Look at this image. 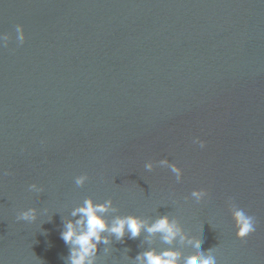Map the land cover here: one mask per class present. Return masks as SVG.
Returning a JSON list of instances; mask_svg holds the SVG:
<instances>
[{
  "label": "water",
  "instance_id": "obj_1",
  "mask_svg": "<svg viewBox=\"0 0 264 264\" xmlns=\"http://www.w3.org/2000/svg\"><path fill=\"white\" fill-rule=\"evenodd\" d=\"M0 32V264H68L61 232L89 196L112 198L109 223L169 214L218 264H264V0H0ZM233 207L257 221L244 241ZM149 248L196 251L126 233L95 264Z\"/></svg>",
  "mask_w": 264,
  "mask_h": 264
},
{
  "label": "clouds",
  "instance_id": "obj_2",
  "mask_svg": "<svg viewBox=\"0 0 264 264\" xmlns=\"http://www.w3.org/2000/svg\"><path fill=\"white\" fill-rule=\"evenodd\" d=\"M14 31L16 41L22 44L26 39L24 25L16 24ZM11 38V33L0 32V45H7ZM193 143L199 144L201 148L206 145V141L199 137L194 138ZM160 163L168 164V161L165 159ZM145 167L151 170L152 164L147 163ZM169 167L171 172L175 174L176 181H181L184 174L183 168L175 162L171 163ZM87 180V173H82L76 176L75 184L82 186ZM28 188L29 190H35L37 193L43 191L42 186H38L37 183L29 184ZM192 196L199 202L206 198L207 191L204 188H199L192 192ZM228 201L231 203L232 198H229ZM109 211H117L112 198L98 202L91 196L84 198L81 204L71 210L70 216L78 218L75 220L67 219L61 232V238L65 244L70 245L68 264H95L98 245L101 243L108 245L110 236L122 241L126 233L129 234V238H136L140 236L142 231L147 232L149 236L160 233L166 244H172L177 238L181 243L187 241L191 244L196 251L194 254L189 255L183 261V264H218L215 249L202 250V241L189 236L176 217L163 214L158 215L149 222L148 219L140 215L129 213L116 215L109 223L108 218L105 216V213ZM36 218L37 209L34 207L27 208L16 215L18 221H35ZM232 220L235 236L241 241H244L256 231L257 221L255 216L248 214L241 207L232 208ZM104 233H107V235H104ZM181 255L178 249L168 248L157 251L155 248H149L137 253L133 260L134 264H181Z\"/></svg>",
  "mask_w": 264,
  "mask_h": 264
}]
</instances>
